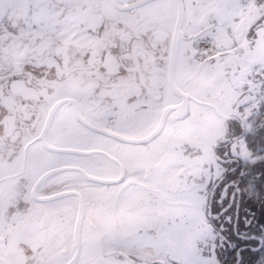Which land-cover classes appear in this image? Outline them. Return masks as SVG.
<instances>
[{"label":"snow or ice","instance_id":"snow-or-ice-1","mask_svg":"<svg viewBox=\"0 0 264 264\" xmlns=\"http://www.w3.org/2000/svg\"><path fill=\"white\" fill-rule=\"evenodd\" d=\"M0 264H264V0H0Z\"/></svg>","mask_w":264,"mask_h":264}]
</instances>
